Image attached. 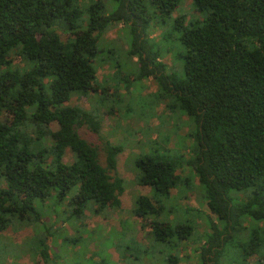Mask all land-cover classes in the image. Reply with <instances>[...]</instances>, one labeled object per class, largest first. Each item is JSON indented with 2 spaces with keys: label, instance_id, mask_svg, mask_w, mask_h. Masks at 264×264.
Segmentation results:
<instances>
[{
  "label": "trees",
  "instance_id": "obj_1",
  "mask_svg": "<svg viewBox=\"0 0 264 264\" xmlns=\"http://www.w3.org/2000/svg\"><path fill=\"white\" fill-rule=\"evenodd\" d=\"M184 1L0 0V231L33 223L36 235L28 245L42 253L40 264H67V254L53 247L51 214L84 219L87 210L107 216L122 206L126 181L118 156L125 145L101 134L100 107L71 103L74 95L101 90L93 63L104 50L99 44L105 33L117 24L130 31L124 56L134 62L133 80L154 77L159 99L194 127L188 160L164 154L156 140L148 146L159 145L151 153L133 159L136 181L153 193L135 198L132 215L149 220L151 228L149 243H136L160 250L155 260L161 264H179L183 244L201 225L185 221L192 207L170 218L177 206L172 191L185 196L197 188L208 208L200 216L199 264H221L232 252L225 264H252V258L264 264V0H191L201 16L190 21L174 15ZM151 6L163 22L173 21L179 71L160 61V46L145 34ZM59 28L69 33L66 41ZM68 149L71 163L64 161ZM187 169L191 175L178 173ZM129 231L131 236L134 229ZM126 236L115 234L112 246L131 249L121 255L142 264L143 251L123 245ZM107 245L102 242L99 260L83 258L109 264Z\"/></svg>",
  "mask_w": 264,
  "mask_h": 264
},
{
  "label": "rangeland",
  "instance_id": "obj_2",
  "mask_svg": "<svg viewBox=\"0 0 264 264\" xmlns=\"http://www.w3.org/2000/svg\"><path fill=\"white\" fill-rule=\"evenodd\" d=\"M107 2L110 4V1ZM150 9L153 18L149 25L144 27L149 43L160 46L163 54L160 56L161 62L179 71L182 61L180 59V62L178 59L179 49L175 43L173 21L168 19L167 22H163L154 6H151ZM174 15H184L187 21L201 16L194 10L191 0H185ZM124 27L123 24L112 26L99 44L100 49L103 48L105 51H101L93 64L97 70L98 82L103 84L101 90L91 93L89 97L74 95L71 99L73 105L80 106L85 110H89L91 105H95L97 109L100 107L104 111L101 134L113 144L125 145L124 151L118 156V170L126 181L125 191L120 196L122 206L119 209L110 208L107 216L87 210L84 219H76L75 217L67 219L68 216L66 217L64 213L60 212L57 214L58 216L50 215L51 221L54 223L52 233H55L57 241L53 247L55 250L59 249V251L67 254V264H92L89 259H85L90 257L99 260L97 252L102 251L100 249L101 244L105 240L108 244L109 264H138L132 257L130 259L126 257L131 254V249L124 250L119 248L120 246H112L113 238L117 233H123L124 236H126L125 233L128 234L129 237L120 239L125 241L122 242L123 245L126 243L125 245L129 247L130 244H134L143 251L145 257H143L142 264H152L150 259L158 258V251L160 250L148 249L145 251L146 247L143 246L149 243L147 236L148 232L151 231L149 218L146 221L135 217L132 215V207L138 195L151 196L153 193L149 187L140 186L136 181L137 175L134 170L133 159L137 154L151 153L153 148H157L159 145L166 148L159 146V149L168 156L177 158L182 156L185 160L191 157L193 139L189 135L194 131V127L190 124L187 116L182 113L173 114L165 106V102L159 99L161 92L158 93L157 81L154 77L143 81L133 80L136 76L133 68L134 62L126 60L124 56L129 47L131 35L130 31ZM58 32L63 41L70 37L69 33H66L62 28H59ZM164 32L168 35L161 45L159 43ZM15 61L19 62V60ZM119 61L123 64L122 68L115 65ZM178 63H181L179 67H177ZM129 80L134 81L130 89L126 87ZM109 85L116 86L118 90L108 89L107 86ZM52 128L56 130L57 125L53 124ZM160 130L162 134H160ZM81 133L90 140L97 139L96 136H89L87 129H81ZM155 140L159 141V145L149 148L151 141ZM73 158L72 150L68 149L64 161L71 163ZM102 161H105L104 156ZM178 173L182 174V177H185L184 174L191 175L189 169L186 172L179 171ZM193 182L198 185V179L195 178ZM172 196L171 202L177 206L170 218L182 216L187 207H192L190 209L193 211L186 213L185 221L188 218L194 219L195 222H200L202 226L203 218L200 216H204V211L208 212V208L199 194V190L197 188L189 190L184 196L183 194L180 195L177 189H174ZM60 209L61 206L58 210ZM65 209L68 210V207ZM65 217L66 220H64ZM214 218L216 219V217ZM123 221H126V224H123ZM143 225L145 226L143 227ZM201 226L199 227L200 232L195 235V238L183 244L180 250L182 261L179 264H199L198 253L195 250L200 246L198 235L203 232ZM129 229H134L131 236ZM111 233L114 235L112 239H109ZM35 235V225L31 222H25L18 228L8 226L1 230L0 264H40L43 262L42 253L37 249L29 248L28 245L29 240H34ZM63 236L67 239L68 237L77 238L78 242L76 244L65 243ZM135 240L143 245H138ZM122 253L126 256H122ZM233 253H227L221 264H225L226 257L229 258ZM155 261L154 264H161L157 260ZM250 261L252 264L254 263L253 258Z\"/></svg>",
  "mask_w": 264,
  "mask_h": 264
}]
</instances>
